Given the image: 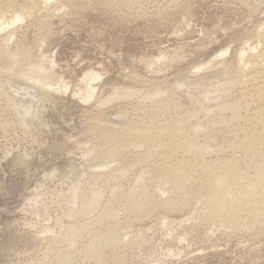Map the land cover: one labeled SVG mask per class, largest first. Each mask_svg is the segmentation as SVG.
Returning <instances> with one entry per match:
<instances>
[{"label":"rangeland","instance_id":"rangeland-1","mask_svg":"<svg viewBox=\"0 0 264 264\" xmlns=\"http://www.w3.org/2000/svg\"><path fill=\"white\" fill-rule=\"evenodd\" d=\"M15 12L21 20L0 31V38L12 53L19 51L24 59L51 68L53 80L41 92L24 84L26 80L18 86L4 84L5 74L15 72L20 63L16 58L8 66L0 46V264H264V214L254 203L236 210L231 221L204 214L199 193L206 190L207 176L201 169L192 172L190 181L197 177L199 181H189L185 195H171L175 207L168 209L157 184L165 175L157 167L166 148L160 150L148 141L143 150L123 152L118 162L132 166L124 179L111 170L114 161L101 165L104 172L92 158L100 147L109 146L98 136L105 125L126 132L180 116L184 130L190 132L191 121L201 119L198 111L205 106L199 96L208 91L213 95L225 83L232 82L227 102L236 98L251 102L247 109L241 106V115L262 106L264 100L250 92V65L244 60L240 66L236 56L242 49L249 53L253 46L254 54L264 52V0H0V16L8 20ZM221 52H226L217 58L221 65H209ZM89 71L98 74L90 88L82 79ZM119 91L130 95L111 98ZM182 99L198 116H186V108L178 106ZM120 113L122 120L117 118ZM245 127L248 131L250 126ZM166 137L169 133L161 135ZM224 148L219 156L232 152ZM200 179L205 180L204 187ZM128 191L145 192L143 211L119 210L118 200ZM84 197L91 199L86 211ZM107 205L116 207L117 215L100 225L95 219ZM249 211L257 212L254 218ZM58 221L62 226L77 224L79 230L86 221L91 226L86 222V229L81 228L69 245V234ZM106 229L115 238L100 245L103 256L96 260L86 251L104 240Z\"/></svg>","mask_w":264,"mask_h":264},{"label":"bare ground","instance_id":"bare-ground-1","mask_svg":"<svg viewBox=\"0 0 264 264\" xmlns=\"http://www.w3.org/2000/svg\"><path fill=\"white\" fill-rule=\"evenodd\" d=\"M30 3H31V1H30ZM23 9H24V7H23ZM18 14H20V13H17L16 14V12H15V14H13V15L11 14L12 16L8 20H5L4 19V16L2 17V15H1L0 16V31L4 30L9 25H13L16 22L20 21L21 20V16H20L21 14L20 15H18ZM25 16L26 15L24 14V17ZM2 32H5V31H2ZM9 33L10 32H8V34H6V35H9V37H10V34ZM11 34H12V32H11ZM2 38H0L1 39L0 46L2 47L1 48L2 49L1 52H2V55L5 56V57L4 56H2V57L6 58V61L8 63V66H9V64H10V66H12V64L16 63L15 62L16 58L19 60L18 62L20 63V66L18 65L20 68L19 69L17 68V70L15 72H12L11 71V72H7L5 74L4 81L2 80L3 83L6 84V85H9L10 87H12L14 83L17 84L20 81L22 83L23 80L24 81L26 80L25 81L26 83L23 81L24 84L29 83L30 86H32L33 88H37V90L39 89L40 92H41V89H44V87L46 88V87L50 86V84H51L50 81L52 79V72L50 71L51 68L50 69H47L44 66H40L38 63L36 64V63H33V62L28 61L27 59H24V54L19 53V51L12 53L11 50H10V48H8L9 45L8 46L6 45L8 42H6V43L3 42L4 38L3 39ZM6 39L7 38H5V40ZM8 39H10V38H8ZM263 39H264V36H263ZM254 47L255 46H253L252 48L254 49ZM253 49L250 50L249 53H246V51H244L243 49L241 51H239L238 54H237V56H236V61L242 67H243V64H245V63L242 64V61L245 60L246 62H248V64L250 65L249 68L252 69L251 72L248 75V78L250 79L249 81H253V82H251L253 84V88H252V91H250V92L251 93L253 92L254 96L258 97V100H259V98L264 100V52L259 53V54H254L253 53ZM223 53H226V52H221L220 54H218L217 56H215L214 59L212 58V60L209 61V63H211L209 65H212V63L218 64L220 61L217 63V58H218L219 55H223ZM28 59H30V58H28ZM219 60H220V57H219ZM19 63H17V64H19ZM255 67H260L261 70H257V68L256 69H253ZM260 68H258V69H260ZM183 75H185V74H183ZM203 77H204V75H203ZM203 77H201V79ZM96 78H98V74L97 73H94L92 71L91 72L89 71V72L85 73L83 75V77H82L83 80H87V82H88L87 85H88L89 88L91 87L89 85L90 84V81H92V80H94ZM207 78H208V76H207ZM212 78L215 79V77H212ZM212 78H210V79L211 80H214ZM46 79H48L49 81H46ZM195 80L197 81V79H195ZM211 80L210 81L207 80V81L210 82L209 84H211V82H212ZM217 81H215V82H217ZM198 82H200V81H198ZM213 83H214V81H213ZM230 83L232 84V82L225 83L223 86H221L220 88L218 87L216 89H214L212 87L214 89V91H213L214 93L212 92L213 95L212 94H207L210 91H208L207 93L204 92L201 95L198 93L200 95L199 96L200 103L202 102V103L205 104V106L203 105V107L201 109H199L200 107L197 105L198 106V109H199L198 112H200L198 115L200 116V114L202 113L201 119H199L198 117H195L197 115L195 113L196 111L194 109L190 108L192 105H190L189 103H187V101L183 100L184 99L183 97H182L183 98L182 99L183 101L180 104H179V102H177L179 105L175 102L176 105L183 106V107L186 108V110H184L185 113H186V116H189L190 118L191 117H195L193 119L194 122L193 121H191L192 123L189 122V123H191V125H189L190 126L189 127L190 129H188V127H187V129L190 130V132H188V131L186 132L184 130L185 127L183 128V124H182V120L183 119L182 118H179L180 116L176 117L175 119H173L174 118L173 117L172 118L173 120L170 119L171 121L169 120V122H165L166 124H164V122H162L163 125H162V123H160V125H162V126H160L158 124L159 127H158V125L156 127H154L155 125L153 126L152 123H151V125H148L146 127L144 126L145 128H142V129L141 128L140 129L137 128L136 129V128L133 127L132 129H128L126 132L125 131L124 132H121V131L119 132V131H116L115 129L114 130L107 129L108 128L107 127L108 125H105L107 128L105 127L104 129L100 130L98 136H100V140H102L103 143H106V144L109 143L108 144L109 146H107V147L105 146L106 148L104 146H102L105 149H103V148L101 149V147H100L101 150L99 149V151H97L98 153H96V154H94L92 156L93 160H95L96 162H98V165H100L101 168H102L103 165H107V163L109 165V162H111V164H112V161H114L115 162L114 163L115 165L113 166V168L111 170H113L117 174L118 177L124 179L126 175L128 176L129 172L131 171V167L132 166H131V164L129 162H128L129 165L128 164H121L120 162H118L119 157H121V159H122V156H123L122 153L125 152V151H127V150H131V151H135V152L137 150H139V149H142L143 150L144 145H146L145 143L146 142L148 143V141H150V143H152L153 145H155V148L157 147V148H160V150H161V148L163 147V148H166L167 149V152L166 153L163 151L164 154L160 151L161 152L160 155L163 154L164 156L162 155L163 156V158L161 159L162 162L161 163L160 162L158 163L160 165L157 168H159L160 170H163L165 172V175L164 176L161 175L162 177L159 178L157 184H158V186H160L161 195L162 194H165V198L162 199L164 203L163 202L162 203L168 209H169V207L172 208L174 206L173 205L174 204L173 203V200L171 199V195H174V194H179V195L180 194L181 195L183 194V195H185L186 194L185 191H186L187 187L190 186V184H188V186H187V183H189V181L191 180V178H192L191 175H193V174L195 175V173H197V171H198L197 169H201L203 172L206 173L204 176H207V178L205 179L206 180V184L205 185H207L206 186V190L204 192L202 191L201 193H199V196H200V200L199 201L201 202V207H202L201 208L202 210H200V211H202L204 214H207V215L209 214V215H211L213 217L220 218V219L222 217V219L224 221H226V220L227 221H231V218L233 216L235 217V214L234 213H235L236 210H239L241 208L243 209L244 207H248L249 205L251 206L253 204H250V203H254V205L257 207L258 211L260 213H262V215H263L264 214V102L262 103V106L257 107L256 109H253V111H252V113L250 115H248V116L241 115L240 114L241 106H243V107H245V109H247L250 106L249 103H251V102H248L249 100L246 97L245 98L248 101H246L244 98H243V100H241V98H240V100L237 101V98H236V100L233 101V102H227L226 99H225V96H226L225 94L226 93L228 94L229 92H227V91H229V89H231ZM207 84H208V82H207ZM215 84H217V83H215ZM175 85H176V83H175ZM14 86H18V84L17 85H14ZM216 86H218V85H215L214 87H216ZM21 87H22V85H21ZM246 87H248V86H246ZM16 88H18V87H16ZM187 91H188V89H187ZM195 91H196V89H195ZM247 91H249V90H247ZM201 92H203V91L201 90ZM241 92H240V94H241ZM243 93L241 95H243ZM37 94H40V93H37ZM37 94H35V95H37ZM253 94L250 95V93H249L250 96H252ZM33 95H34V93H33ZM127 95H130V92H128V91H119V92H115L114 94H112V97L111 98H114V97L118 98L119 96H121V97L124 98V96H127ZM241 95L239 97H241ZM196 97L198 98V96H196ZM190 98H189V100H190ZM32 100H34V98ZM109 100H110V98H109ZM250 101H252L251 98H250ZM254 101H256V100H254ZM173 105H175V104H173ZM200 106H202V105H200ZM26 108H28V107H26ZM177 108H179V107H177ZM27 111H29V109ZM118 113H119V111H118ZM116 115H117V113H116ZM183 115L184 114H182V116ZM113 117H117V116H113ZM117 118L120 119V120L124 119L123 118V115L121 113L118 115ZM118 122H119V120H118ZM96 123H97V121H96ZM100 123L103 124V122H100ZM98 124H99V122H98ZM98 124H97V126H99ZM246 124H248L250 126L249 128L247 127L249 129L248 131H247L246 127H245ZM186 125H188V124H186ZM99 128H101V127H99ZM166 133H169V137H166L164 139H161V135L162 134L165 135ZM199 136H201V137L199 138ZM92 145H94V144H92ZM223 145L225 146V148H228V150L230 149L232 151L229 155L227 154L228 156L226 155L227 157L226 156H219V154H221V152H223ZM148 146H149V144H148ZM148 146H146V149H147ZM92 147L93 148H97V147H94V146H92ZM225 148H224V150H227ZM149 149L150 148H148L147 151L148 152H152ZM152 149H154V148H152ZM238 149L241 150V153H242L241 155L239 154L240 156H238L237 154H235V152H236L235 150L238 151ZM93 150H96V149H93ZM148 152L145 151L144 154H148ZM177 152H178V154H177ZM179 152H180V154H179ZM120 155H122V156H120ZM206 156H211V158L210 159L209 158L207 159ZM148 157H150V155ZM140 159H138V160H140ZM237 160L238 161L241 160L243 162V166L239 167V165L237 164ZM152 164H151L152 166H155L154 164H156V163H152ZM96 165H97V163H96ZM92 167L94 168L96 166H92ZM97 167H99V166H97ZM107 168H108V166H107ZM107 168H105V169H107ZM147 168H149L148 165H147ZM153 168H155V167H153ZM98 169L100 170V168H98ZM102 170H103V168H102ZM201 170H200V172H201ZM92 171H95V168ZM103 171L105 172V170H103ZM156 171H158V169ZM194 171H195V173L192 174V172H194ZM100 173H101V171H100ZM96 174H97V172H96ZM96 174L94 176H96ZM108 174H112V173L109 172ZM91 176H93V175H91ZM94 176H93V178H94ZM103 176H104V174H103ZM107 176H109V175H107ZM112 176H113V174H112ZM102 177H101V179H102ZM193 178H194V176H193ZM199 178H200V176H199ZM201 178H203L202 175H201ZM115 179H116V177H115ZM196 179H194V181ZM91 180H92V178H91ZM135 180L137 181L139 179L138 178H135ZM203 180L200 179L201 182H203ZM194 181H190V182L193 183ZM198 181L199 180L197 179L196 182H198ZM196 182H195V184H196ZM201 182H199V185H200ZM202 185L204 187V182H203ZM202 185H201V188H202ZM185 187H186V189H185ZM135 190L136 191L137 190H140V188L135 189ZM200 190H202V189H200ZM158 192H160V191H158ZM112 195H114V194H112ZM115 196H117V195H115ZM120 197L121 198H119L120 200H118V201H120V202L122 201V202H121V204H119L120 205L119 206V210H124L126 208L127 209L132 208L133 210H136L138 212L141 211L144 208L145 201H146V198H147V196H146V194H145L144 191H138V193L137 192L135 193L133 191H128L126 193L121 194ZM116 199H117V197H116ZM90 200H91L90 198H88V199L85 198V199L81 200L82 201L81 204H82V207H83L84 210L85 209L87 210L88 208L91 207ZM81 204H79V205H81ZM80 207L81 206H79V208ZM161 207H164V206H161ZM83 209H80V210H83ZM252 209H253V206H252ZM252 209H250V210L252 211ZM104 211H103V214L101 216L99 215L100 218L98 216H96L98 218L95 219V220H97V222L100 225H101V221H105L106 219L108 220V218L112 219L114 217V215H117V211L118 210H116V207L114 208L113 206H110L109 205L106 208V211L105 212ZM246 211H247V209H246ZM256 213L257 212H255V214ZM255 214H254V212H250L249 213V215H250L251 218ZM257 215L260 216V214H257ZM202 216H204V215L202 214ZM89 221H86V222H88V224H89ZM83 222H85V221H83ZM86 222H85V224H82V226H79L80 227V230H81V228L82 229H86L85 227H87V225H88V224H86ZM91 222H93V221H90V223ZM99 224H97V225H99ZM58 225H59V221H58ZM60 225H61V228L64 227V229L66 230V232L69 234L68 235L69 237H67L68 244L69 245L72 244V242H73V241L71 242L72 238H75V236H77L79 234V232H81L79 230V228L77 229V227H76L77 224H76V226H73V225L67 223V224H65V226L64 225L62 226V223H60ZM88 226H91V225L89 224ZM61 230H63V229H61ZM114 238H115L114 234L112 232H110L109 229H106L105 235L102 238L104 240H101V239L100 240H97V242L93 243L94 245H92V246L91 245H89V246L87 245L88 248H87V251L86 252H88V254H90L94 258H96V260H99L100 257L103 256V255L101 256V252H100V249H99L100 245L105 244V243L113 240ZM117 260H118V258H117Z\"/></svg>","mask_w":264,"mask_h":264}]
</instances>
